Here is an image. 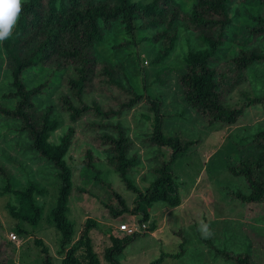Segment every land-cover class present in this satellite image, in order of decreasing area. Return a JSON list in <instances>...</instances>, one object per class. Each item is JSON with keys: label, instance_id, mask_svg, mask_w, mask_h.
<instances>
[{"label": "trees", "instance_id": "obj_1", "mask_svg": "<svg viewBox=\"0 0 264 264\" xmlns=\"http://www.w3.org/2000/svg\"><path fill=\"white\" fill-rule=\"evenodd\" d=\"M236 1L192 0L189 10L183 11L176 0H22V12L10 38L0 43L1 59L8 76L0 89V120L15 121L19 131L27 137L28 146L54 168L58 186L45 220L57 233L58 264H102L91 238L96 220L86 216L76 229L66 215L73 182L65 156L71 146L74 123L82 114L91 112L97 117L98 122L94 121L96 135L104 146L106 162L124 187L134 194L133 205L129 207L108 182L98 179L109 194L108 202L103 203L106 212L111 218L128 213L137 226L145 225L144 229L122 236L109 233L110 244L104 247L102 257L110 264H119L114 255L126 243L155 228L149 213L152 202L162 201L169 207L180 203L179 184L170 164L178 154L199 141L198 137L190 138L179 133L165 135L159 100L146 90L139 91V86L145 83V72H142L141 85L139 82L130 83L131 77L126 73L124 63L99 59L96 47L116 25L129 39L113 44L112 48H124L145 40L156 44L150 62L159 65L172 51L178 28L191 31L205 47L187 50L183 55V65L175 79L181 100L193 109L204 125H232L242 115L245 105L264 102V95L249 97L240 93L244 99L242 105L228 103V96L246 80L247 67L264 63V50L259 46L264 43V17L247 13V24L237 25L240 5L236 6ZM250 1L259 0L246 2L249 4ZM235 27L238 45L227 40V31ZM144 31H148L147 34L142 33ZM135 33H141L138 40H133ZM236 34L230 35L235 37ZM44 69L48 71V77L43 73ZM116 69L121 70V76L116 75ZM167 71L168 68L162 67L156 71V76ZM95 80L100 85L128 94L127 98L115 108L94 100L87 102L86 96L91 94ZM61 83L65 91L58 95L54 105L67 116L69 124L53 143L49 134L58 127L54 105H40L36 101L55 91ZM3 100L9 104H3ZM139 103L150 114L146 115L150 132L141 143L147 148L156 147L158 152L161 148L169 152L167 160L162 158L152 167L154 176L143 189L127 177L140 164V159L127 134V127L120 120ZM231 143L237 157L234 163L226 164L225 170L232 176L241 177L246 191L236 189L230 195L245 205L247 215H250L249 211L251 214L260 211L264 220V121L254 132L237 137ZM90 152L93 153L86 149L88 158ZM154 155L149 156L148 161H153ZM83 165L92 168L91 162ZM43 192L36 182L31 181L23 188H13L7 181L0 186V196H10L5 207L15 221L12 229L15 237L28 234L26 225L34 228L42 218L43 206L37 196ZM33 242L40 247V263L52 264L43 241L34 238ZM253 252L249 239L246 252L235 254L214 248L216 256L231 259L234 264H264V258Z\"/></svg>", "mask_w": 264, "mask_h": 264}, {"label": "rangeland", "instance_id": "obj_2", "mask_svg": "<svg viewBox=\"0 0 264 264\" xmlns=\"http://www.w3.org/2000/svg\"><path fill=\"white\" fill-rule=\"evenodd\" d=\"M176 1L180 3L183 11H188L192 2ZM243 1L239 3L238 0L235 3L238 7L240 5L237 25L247 24V13L264 17V0L250 1L249 4L248 0ZM237 32L236 27L227 31L230 44L238 45ZM232 33L236 34L235 37L230 35ZM140 35L141 33H135L133 40H138ZM128 39L129 36L113 25L104 41L96 47L98 58L123 62L126 73L131 77L130 83L139 82L141 85L142 72H145V83L139 86V91L146 90L150 96L159 100L163 133L198 137L199 141L186 152L178 154L170 164L179 184L177 191L180 203L176 207H169L162 201L152 202L149 213L155 228L134 237L114 258L119 264H234L231 259L224 260L216 256L214 248L230 250L235 254L246 252L248 239L251 240L252 250L264 258L263 215L260 211L252 214L249 211L250 215L246 214L245 205L230 195L236 189L245 192L244 182L241 177L232 176L225 170L226 164L234 163L237 157L231 141L254 132L261 121H264V102L245 105L242 115L232 125H204L193 109L183 104L175 79L183 65L185 52L204 48L205 44L191 31L180 27L172 51L162 63L154 65L150 61L156 51V44L142 40L124 48H112L113 44ZM259 46L264 50V43H259ZM1 53L0 48V89L8 79ZM162 67L168 68V71L157 77L156 71ZM115 72L117 76H121V70L116 69ZM43 73L47 74L46 77L49 76L46 69ZM64 91V84L61 83L55 91L37 98L36 102L40 105H54L58 95ZM240 93L249 97L264 95V63L247 67L246 80L238 84L237 89L228 96V103L242 105L244 99ZM127 95L114 87H106L96 82L91 94L86 96V101L94 100L101 105L115 108L125 101ZM2 103L9 104L5 100ZM53 109L58 127L50 132L49 140L55 143L69 121L65 114L58 111L56 105ZM146 115L150 114L139 103L120 118L127 127V134L131 137L134 151L140 159V164L127 177L141 189L152 180V167L162 158L167 160L169 153L168 149L161 148L158 152L156 147L147 148L141 143L142 138L148 137L150 132ZM94 121L98 122L97 117L89 112L82 114L74 123V135L65 156L73 182L66 215L76 229L86 216L96 220L97 226L91 231L92 243L102 264H110L102 257L104 247L110 244L109 233L122 236L128 232L116 229L118 224L138 223L128 213L111 218L106 212L103 203L108 202L109 194L98 179L108 182L129 207L133 205L134 194L124 187L117 173L107 164L106 152L102 149L104 146L101 145V139L96 135ZM86 149L93 152H90L89 158L85 154ZM153 155L154 160L148 161L147 158ZM86 162H91L92 168H85L83 164ZM0 169V186L7 181L13 188H23L31 181L36 182L44 191L37 196V201L43 206L42 218L34 228L26 225L29 233L16 235L12 241L8 239L9 233H14L12 229L15 221L5 207L10 196H0V264H41L40 247L33 242L34 238L43 241L52 258V264H58L60 256L56 252L57 233L45 220L46 212L54 203L58 186L54 168L28 146V139L19 131L18 124L7 119L0 120ZM202 224L207 226L208 234L202 230Z\"/></svg>", "mask_w": 264, "mask_h": 264}, {"label": "clouds", "instance_id": "obj_3", "mask_svg": "<svg viewBox=\"0 0 264 264\" xmlns=\"http://www.w3.org/2000/svg\"><path fill=\"white\" fill-rule=\"evenodd\" d=\"M22 12V0H0V43L10 38ZM202 230L208 234L207 226Z\"/></svg>", "mask_w": 264, "mask_h": 264}, {"label": "built area", "instance_id": "obj_4", "mask_svg": "<svg viewBox=\"0 0 264 264\" xmlns=\"http://www.w3.org/2000/svg\"><path fill=\"white\" fill-rule=\"evenodd\" d=\"M118 230L126 231V232H131V231H139L140 229H144L145 225L140 224L139 226L135 225L134 223H131L129 225L125 224L124 222L120 223L117 225ZM10 239H14L15 235L12 233H9Z\"/></svg>", "mask_w": 264, "mask_h": 264}]
</instances>
